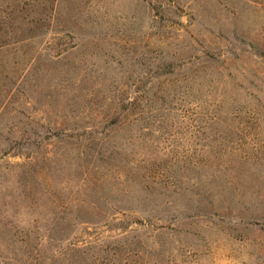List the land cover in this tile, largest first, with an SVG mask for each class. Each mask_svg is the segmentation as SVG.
Segmentation results:
<instances>
[{"label": "rangeland", "instance_id": "374dc122", "mask_svg": "<svg viewBox=\"0 0 264 264\" xmlns=\"http://www.w3.org/2000/svg\"><path fill=\"white\" fill-rule=\"evenodd\" d=\"M0 264H264V0H0Z\"/></svg>", "mask_w": 264, "mask_h": 264}]
</instances>
